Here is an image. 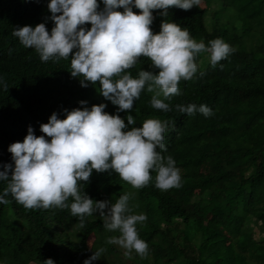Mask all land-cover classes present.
<instances>
[{"label":"trees","instance_id":"trees-1","mask_svg":"<svg viewBox=\"0 0 264 264\" xmlns=\"http://www.w3.org/2000/svg\"><path fill=\"white\" fill-rule=\"evenodd\" d=\"M205 3L210 10L200 4L189 10L172 6L166 17L159 15L160 9L152 10L150 27L158 32L165 19L186 27L193 38L206 44L221 37L235 49L230 53L232 61L227 63L225 58L212 66L208 53L202 51L196 57V62L203 61L197 73L179 81L180 94L166 101L171 110L152 107L151 97L159 90L145 87L133 109L119 113L126 123L131 113L137 127L150 117L168 121L163 154L172 155L181 169V186L157 188L154 171L153 179L141 188H133L110 170L94 169L87 182L81 181L82 192L94 200L115 202L124 192L135 193L130 201L133 211L147 216L137 225L138 234L149 245L146 257L133 254L136 264H264V235H253L254 229L264 226V0ZM47 4L48 0H0V77L7 84V88L0 86V167L12 163L8 145L22 141L29 125L36 135H46L39 125L53 111L63 118L65 108L104 102L105 111L112 114L118 107L99 93V82L82 87L80 78L71 76L70 58L41 61L34 48L25 47L13 35L15 27L40 22L50 31L54 22ZM133 11L140 10L133 7ZM150 64L141 56L129 71L135 76ZM80 100L87 105H80ZM190 102L204 103L214 114L189 115L175 108ZM6 184L0 181V191ZM203 189L204 195L188 194ZM6 198L9 202L0 204L3 264H41L49 257L55 264H83L93 253L88 249L91 235L105 248L92 264H125L111 258L118 250L107 242L119 233L105 229L95 212L81 225L70 207L32 209L17 203L11 194ZM71 202L69 197L67 203ZM197 205L210 215L204 224L193 213ZM73 227L82 233L80 241L70 239L68 231ZM220 230L228 235L226 242L211 249Z\"/></svg>","mask_w":264,"mask_h":264},{"label":"clouds","instance_id":"clouds-1","mask_svg":"<svg viewBox=\"0 0 264 264\" xmlns=\"http://www.w3.org/2000/svg\"><path fill=\"white\" fill-rule=\"evenodd\" d=\"M100 4L101 0H48L49 19L54 22L50 31L44 22L13 29V35L25 47L34 48L41 61L70 58L71 76L80 78L82 87L99 82V93L118 107L112 114L105 111L104 102L65 108L63 118L53 111L48 121L39 125L46 135H36L29 125L22 141L8 145L12 163L0 167V181L7 182L0 191V204H7L6 197L11 194L25 208L70 207L81 225L86 216L98 212L104 228L119 233L108 237V243L120 245L126 256L135 251L146 257L149 245L139 236L137 225L147 216L133 211L130 201L135 193L124 192L115 202L94 200L82 192L81 181L87 182L94 169L110 170L133 188H141L153 179L154 171L157 188L180 187L181 169L172 155L163 154L167 151L164 133L168 121L150 117L137 127L131 113L126 115L127 123L119 113L133 109L145 87L159 90L151 97L152 107L171 110L166 101L180 94L179 81L197 73L200 52H207L210 64L216 66L235 49L221 37L207 44L196 40L186 27L172 20H162L160 30L153 32L152 10L160 9L159 15L166 17L170 7L189 10L200 0H102L103 7ZM141 56L151 64L133 76L129 69ZM0 86L7 88L2 77ZM87 103L79 101L80 105ZM175 108L189 115L214 114L204 103L176 104ZM104 251L103 247L96 249L83 264H92ZM41 264L55 261L49 257Z\"/></svg>","mask_w":264,"mask_h":264},{"label":"rangeland","instance_id":"rangeland-1","mask_svg":"<svg viewBox=\"0 0 264 264\" xmlns=\"http://www.w3.org/2000/svg\"><path fill=\"white\" fill-rule=\"evenodd\" d=\"M200 5L202 7H206L207 9H211L210 6L206 5L205 3V0H200ZM209 55V54H208ZM234 55L233 54H229V56L226 58V62L227 63H230L233 59ZM202 59H199L197 61V65H201L202 63ZM214 148L213 146H210V145H206L205 148ZM229 163H231L229 161ZM209 188V187H208ZM204 190H200V191H197V190H189L188 194L190 196L192 195H204ZM194 215L197 216L199 219H200V223L201 224H204L206 223L209 218H210V215L208 214V212L200 207L199 205H197L193 211ZM95 215L96 216H99V213L98 212H95ZM69 236H70V239L72 241H80L82 238H83V235L81 232L77 231L74 227L71 228L69 231ZM253 235L256 236V237H259L260 235H264V226L262 227H258L256 229H254V232H253ZM113 236H115V234H113ZM154 239H159L160 238V234L159 235H155L153 236ZM228 237V235H226L225 232L223 231H219L218 234L216 235L214 241L211 243V249H215L216 247H219V246H222L225 242H226V238ZM250 238L252 237V235H248L246 236V238ZM117 250H118V253L116 254H112L111 255V258H115V259H118V260H121L123 261V263L125 264H136L133 260H132V257H133V254H135V251L132 252L131 255H128L126 256L124 253H125V249H123L120 245L118 244H115V243H111ZM101 244L100 242L98 241V239L96 238L95 235H91L88 239V249L91 250L92 252H94L96 249L100 248ZM33 264V263H31Z\"/></svg>","mask_w":264,"mask_h":264}]
</instances>
